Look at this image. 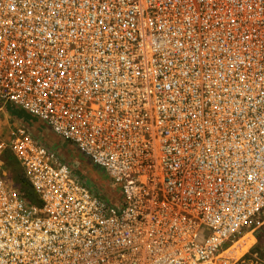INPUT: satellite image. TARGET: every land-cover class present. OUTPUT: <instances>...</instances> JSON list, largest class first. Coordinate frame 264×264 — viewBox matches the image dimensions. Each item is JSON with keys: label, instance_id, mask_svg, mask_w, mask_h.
I'll return each instance as SVG.
<instances>
[{"label": "built area", "instance_id": "built-area-1", "mask_svg": "<svg viewBox=\"0 0 264 264\" xmlns=\"http://www.w3.org/2000/svg\"><path fill=\"white\" fill-rule=\"evenodd\" d=\"M263 225L264 0H0V264H222Z\"/></svg>", "mask_w": 264, "mask_h": 264}, {"label": "rangeland", "instance_id": "rangeland-1", "mask_svg": "<svg viewBox=\"0 0 264 264\" xmlns=\"http://www.w3.org/2000/svg\"><path fill=\"white\" fill-rule=\"evenodd\" d=\"M30 122L32 123V127L26 126L36 137L35 134H38V130L36 129L35 123H33L34 121ZM18 124L24 123L12 114H7L5 133L10 126H16ZM46 131L48 132L49 129L47 128ZM54 138L63 140L56 135ZM61 146L68 149L62 150L60 147L56 150L57 146H52L54 147L55 151H53L57 158L60 161L68 163L83 182L100 192L110 189V180L103 169L93 164L68 142H64ZM222 260V264H264V225L252 232L242 235L240 239L226 246L224 253H222Z\"/></svg>", "mask_w": 264, "mask_h": 264}, {"label": "trees", "instance_id": "trees-1", "mask_svg": "<svg viewBox=\"0 0 264 264\" xmlns=\"http://www.w3.org/2000/svg\"><path fill=\"white\" fill-rule=\"evenodd\" d=\"M8 110L13 116H15L17 119L22 121L28 127L32 125V123L30 121H32V122L34 121L33 123H35L36 129L38 130V134H35L36 137L38 139H40L42 141V143H44L51 150H54L55 145L57 146L56 150L58 148H60V147H61L62 150H67L68 149V148H63L61 146L66 141H63V140H60V139H59L60 140L59 141L58 138L57 139L54 138L55 136L51 132H49V131L47 132L46 131V129L48 127L43 122H41L40 120L35 119V118L29 116L28 114H26L25 112L20 111V110L14 108L12 106H8ZM52 146H54V147H52ZM7 165L10 167L11 173H12V175L14 176V178L17 181L26 183V181H25V179L23 177V174H22V172L20 170L19 165L14 160L10 159L9 162H7ZM26 191L30 195V197L34 199V194H33L32 190L28 187V185L26 187ZM110 191H111V186H110V189L104 190L102 193L104 194V196H106V195H108L110 193Z\"/></svg>", "mask_w": 264, "mask_h": 264}, {"label": "crops", "instance_id": "crops-1", "mask_svg": "<svg viewBox=\"0 0 264 264\" xmlns=\"http://www.w3.org/2000/svg\"><path fill=\"white\" fill-rule=\"evenodd\" d=\"M49 131L52 133V131L49 129ZM54 136H55V134L54 133H52Z\"/></svg>", "mask_w": 264, "mask_h": 264}]
</instances>
